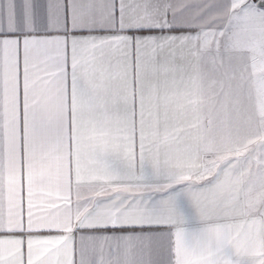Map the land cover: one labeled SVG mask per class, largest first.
I'll list each match as a JSON object with an SVG mask.
<instances>
[{
	"label": "snow or ice",
	"instance_id": "obj_1",
	"mask_svg": "<svg viewBox=\"0 0 264 264\" xmlns=\"http://www.w3.org/2000/svg\"><path fill=\"white\" fill-rule=\"evenodd\" d=\"M0 264H264V0H0Z\"/></svg>",
	"mask_w": 264,
	"mask_h": 264
},
{
	"label": "crops",
	"instance_id": "obj_2",
	"mask_svg": "<svg viewBox=\"0 0 264 264\" xmlns=\"http://www.w3.org/2000/svg\"><path fill=\"white\" fill-rule=\"evenodd\" d=\"M41 2H42V0H41Z\"/></svg>",
	"mask_w": 264,
	"mask_h": 264
}]
</instances>
